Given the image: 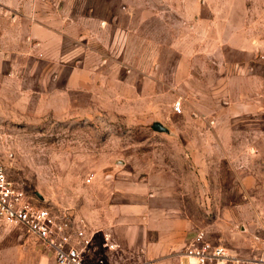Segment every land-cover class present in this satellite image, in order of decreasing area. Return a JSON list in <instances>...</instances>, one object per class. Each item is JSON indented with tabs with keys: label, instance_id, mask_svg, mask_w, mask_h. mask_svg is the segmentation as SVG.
<instances>
[{
	"label": "rangeland",
	"instance_id": "rangeland-1",
	"mask_svg": "<svg viewBox=\"0 0 264 264\" xmlns=\"http://www.w3.org/2000/svg\"><path fill=\"white\" fill-rule=\"evenodd\" d=\"M0 163L107 264L264 254V0H0ZM0 264L54 259L0 220Z\"/></svg>",
	"mask_w": 264,
	"mask_h": 264
},
{
	"label": "built area",
	"instance_id": "built-area-1",
	"mask_svg": "<svg viewBox=\"0 0 264 264\" xmlns=\"http://www.w3.org/2000/svg\"><path fill=\"white\" fill-rule=\"evenodd\" d=\"M181 111L180 101L173 103ZM0 220L32 234L48 247L54 264H107L102 256L93 257L94 235L82 217L72 214H53L49 207L30 197L7 173L0 163ZM104 248L114 251L118 244L108 231L100 234ZM181 261L187 264H263L264 254L243 256L228 247L208 241L202 232L186 244Z\"/></svg>",
	"mask_w": 264,
	"mask_h": 264
},
{
	"label": "crops",
	"instance_id": "crops-1",
	"mask_svg": "<svg viewBox=\"0 0 264 264\" xmlns=\"http://www.w3.org/2000/svg\"><path fill=\"white\" fill-rule=\"evenodd\" d=\"M36 31L40 33V29L36 27ZM36 35V34H35ZM26 37V36H25ZM81 44V45H80ZM79 42H76L75 43V49H81L80 53L82 52V49L84 50V48H86V53L88 54L86 56V59H85V62H86V69L85 70H80L79 72H75L73 74H71V79H76V80H79L80 82L78 83L81 87H84V86H88L89 85V81H90V78H93V66H92V63L93 61H91L92 59V54H93V51L90 49H88V44L84 45L82 43ZM14 47V46H13ZM12 53L13 54H18V53H24V51H19L17 49H14L13 48L11 49ZM91 85V83H90ZM89 85V87H90Z\"/></svg>",
	"mask_w": 264,
	"mask_h": 264
},
{
	"label": "water",
	"instance_id": "water-1",
	"mask_svg": "<svg viewBox=\"0 0 264 264\" xmlns=\"http://www.w3.org/2000/svg\"><path fill=\"white\" fill-rule=\"evenodd\" d=\"M154 126H158L159 127V124L156 123V124H154Z\"/></svg>",
	"mask_w": 264,
	"mask_h": 264
}]
</instances>
